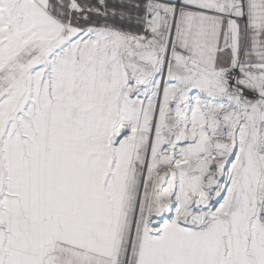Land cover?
<instances>
[{
    "label": "snow or ice",
    "instance_id": "obj_1",
    "mask_svg": "<svg viewBox=\"0 0 264 264\" xmlns=\"http://www.w3.org/2000/svg\"><path fill=\"white\" fill-rule=\"evenodd\" d=\"M0 264H264V0H0Z\"/></svg>",
    "mask_w": 264,
    "mask_h": 264
},
{
    "label": "crops",
    "instance_id": "obj_2",
    "mask_svg": "<svg viewBox=\"0 0 264 264\" xmlns=\"http://www.w3.org/2000/svg\"><path fill=\"white\" fill-rule=\"evenodd\" d=\"M113 2H114V0H113Z\"/></svg>",
    "mask_w": 264,
    "mask_h": 264
}]
</instances>
